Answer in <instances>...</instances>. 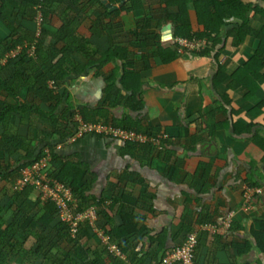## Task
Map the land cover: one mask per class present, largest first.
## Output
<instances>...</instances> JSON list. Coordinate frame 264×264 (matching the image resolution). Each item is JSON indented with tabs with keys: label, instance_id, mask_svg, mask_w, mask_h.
Listing matches in <instances>:
<instances>
[{
	"label": "crops",
	"instance_id": "0c3cea01",
	"mask_svg": "<svg viewBox=\"0 0 264 264\" xmlns=\"http://www.w3.org/2000/svg\"><path fill=\"white\" fill-rule=\"evenodd\" d=\"M105 1L111 4L107 8L111 12L121 4L129 6L130 0ZM148 4L113 17L115 25L121 26L116 32L122 35L139 22L148 27V37H140L147 41L146 46L135 51L133 62H126V70L136 72L132 81L135 102L129 103L133 109L124 104L132 93L120 82L123 69L117 62L66 78L59 86L64 97L55 114L63 119L72 113L76 117L78 109L86 107L101 111L115 124L128 118L138 127L165 133L172 156L158 160L153 155L146 161L138 149L129 150L121 141L93 135L60 141L58 134L50 133L53 128L48 123L33 121L29 126L19 124L18 118L17 132L28 139L30 151L54 146L59 159L51 160V165L62 161L80 165L81 177L85 176L91 186L90 196L99 198L116 187L120 199L112 211V225L121 224L117 210L133 211L138 216L137 234L129 241L139 253V264H162L161 258L188 233H194L197 240L194 264H264V234H258L264 222V65L258 70L261 77L250 87L245 85V75L237 78L241 85L228 86L233 83L232 73L251 56L250 38L234 53H220L218 61L208 55L183 53L161 62L151 56L156 49L151 36L155 35L162 47L173 42L168 28L163 27V6L157 0H148ZM252 20L254 26L264 24L261 15ZM87 27L88 21H84L79 30L85 37L90 36ZM192 29H198L196 24ZM117 41L100 37L92 43L103 51ZM218 70L226 77L215 82ZM112 79L111 96L119 95L118 104L115 99L112 104L105 102ZM26 94L22 89L21 98L28 99ZM41 109L49 112L46 105ZM41 128L49 131L42 138ZM3 187L7 195L14 191L2 183L1 197ZM253 189L260 192H249L245 198L244 193ZM229 213L231 223L224 232L212 234L203 228L221 226ZM86 230V246L99 247L98 238ZM119 258L127 261L123 253Z\"/></svg>",
	"mask_w": 264,
	"mask_h": 264
},
{
	"label": "trees",
	"instance_id": "16d2710c",
	"mask_svg": "<svg viewBox=\"0 0 264 264\" xmlns=\"http://www.w3.org/2000/svg\"><path fill=\"white\" fill-rule=\"evenodd\" d=\"M112 1L118 3L120 0ZM157 1L163 6V27L168 28L172 40L177 37L205 40L203 48L188 54L208 55L218 61L223 51L234 53L246 39L252 40L250 58L231 75L233 83L228 84L231 89L241 85L237 80L241 75L248 77V82H245L247 87L254 83V79L261 77L258 70L264 65V24L254 26L252 19L256 15L264 17V0ZM128 3L129 6L121 4L109 12L101 0H0V184L13 187L21 170L38 160L45 149L50 150L53 161L59 159L51 145L30 151L28 139L17 132L16 118L19 124L29 126H33V121L48 123L53 128L50 133L58 134L60 141L72 137L80 121L102 123L146 136L143 143L110 138L123 142L129 150L138 149L146 161L153 155L158 160L172 156L165 133L138 127L128 118L115 124L109 122L101 111L86 107L79 108L76 117L72 113L63 119L55 114L64 97L59 86L66 78L79 75L88 68L99 71L106 64L117 62L123 69L120 82L132 93L124 104L133 109L129 103L135 102L133 97L136 90L132 88L135 82L132 81L136 80V72H128L126 62H133L135 51L146 46L147 41L140 37H148V27L139 22L122 35L116 32L121 26L115 25L113 17L149 4L148 0H130ZM91 7H94L93 11ZM37 19L40 26L39 35L35 37ZM84 21H88L89 37L79 31ZM193 24H196L197 30L192 29ZM100 37L117 39L118 43L101 51L92 43ZM151 38L156 47L151 52L152 57L165 63L179 55L174 43L162 47L156 43L155 35ZM33 42L34 53L29 56L27 47ZM18 46L21 50L17 55L7 56ZM215 77V82H219L226 75L218 70ZM112 83L113 79L107 84L105 102L112 104L115 99L114 103L118 104L121 101L119 95L113 99L111 96ZM22 89L26 90L28 99L21 98ZM251 91L252 88H249ZM41 105L48 106L49 112H44ZM40 130L44 132L40 138L49 133L44 128ZM161 133L163 138L157 139ZM16 154L18 157L14 158ZM62 162L50 166L49 179L70 188L74 201L69 206L73 213L95 207L98 226L126 255L127 261L110 253L103 245L97 248L86 246L89 237L86 228L90 229L86 222H81L73 235L69 225L58 219L55 204L40 200L35 189L25 185L10 195H7L5 187L2 188V195L7 197L8 204L6 207L0 204V264H139V253L129 241L137 234L138 216L133 211L117 210L121 224L113 226L112 211L120 199L114 191L116 187L110 188L99 198L90 196L91 186L85 176L81 177L80 165ZM7 212L8 221L4 218ZM106 226L110 229L106 230ZM258 232L263 236L264 222Z\"/></svg>",
	"mask_w": 264,
	"mask_h": 264
},
{
	"label": "built area",
	"instance_id": "2783aa9c",
	"mask_svg": "<svg viewBox=\"0 0 264 264\" xmlns=\"http://www.w3.org/2000/svg\"><path fill=\"white\" fill-rule=\"evenodd\" d=\"M36 26L35 37L39 35L40 21L38 19L36 20ZM173 42L176 45L178 53L194 52L205 46V40L196 41L193 39L187 40L177 37L173 40ZM20 50L21 47L18 46L7 56L14 57ZM33 53L34 42L27 47V54L32 56ZM83 135L101 136L118 140H126L133 143H143L146 141V136L142 134L111 127L110 125L102 123L91 124L83 123L82 121L78 123L75 134L70 137L68 141H73L75 138ZM164 137H166V135H164ZM159 138H163V133L157 136V139ZM57 147L58 146H56V148ZM51 160V153L45 149L42 156L38 160L21 170L20 177L16 179L12 189L21 190L25 185L32 186L37 192L40 200H49L55 204L58 219L69 225L73 235L77 232L78 225L81 222H86L94 236H96L100 241L101 245L105 246L107 250L115 256L122 257V253L119 248L110 241L106 231L98 226L95 207H89L80 213H73L70 210L69 204L74 201L70 188L65 186L63 183L49 179L47 175L51 166ZM254 191L256 193L260 192L258 189L246 191L244 193L245 198H249L250 193H253ZM231 218L232 216L229 213L224 218L221 226L210 224L203 226V228L208 229L212 234L224 232L229 228ZM196 243V235L194 233L187 234L179 245L173 247L170 252L162 258V263L194 264L193 253Z\"/></svg>",
	"mask_w": 264,
	"mask_h": 264
},
{
	"label": "rangeland",
	"instance_id": "374dc122",
	"mask_svg": "<svg viewBox=\"0 0 264 264\" xmlns=\"http://www.w3.org/2000/svg\"><path fill=\"white\" fill-rule=\"evenodd\" d=\"M0 204H2L4 207L7 206V204H8V200H7V197H6V196H3V197L0 196ZM4 218L6 219V221L9 220V212H7V213L4 215Z\"/></svg>",
	"mask_w": 264,
	"mask_h": 264
},
{
	"label": "water",
	"instance_id": "95a60500",
	"mask_svg": "<svg viewBox=\"0 0 264 264\" xmlns=\"http://www.w3.org/2000/svg\"><path fill=\"white\" fill-rule=\"evenodd\" d=\"M103 4H105V6L107 8L111 7V4L107 3L105 0H101Z\"/></svg>",
	"mask_w": 264,
	"mask_h": 264
},
{
	"label": "clouds",
	"instance_id": "9594fccd",
	"mask_svg": "<svg viewBox=\"0 0 264 264\" xmlns=\"http://www.w3.org/2000/svg\"><path fill=\"white\" fill-rule=\"evenodd\" d=\"M173 40H174V39H173ZM173 40H172V42H173ZM173 43H174V42H173ZM173 43H172V44H173ZM185 53H193V52H185ZM180 54H183V53H179V55H180ZM83 136H84V135H83ZM81 137H82V136H81ZM77 138H79V137H77ZM106 138H107V137H106ZM68 139H69V138H68ZM75 139H76V138H75ZM224 218H225V217H224ZM231 219H232V218H231ZM230 223H231V222H230ZM229 226H230V225H229ZM188 234H189V233H188ZM194 250H195V249H194ZM167 254H168V253H167ZM167 254H166V255H167ZM163 257H164V256H163ZM193 259H194V258H193Z\"/></svg>",
	"mask_w": 264,
	"mask_h": 264
}]
</instances>
